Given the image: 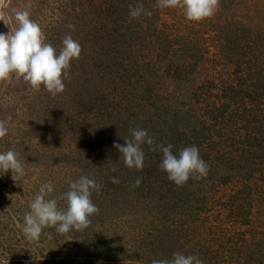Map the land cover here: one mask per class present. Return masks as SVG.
<instances>
[{
	"label": "rangeland",
	"instance_id": "rangeland-1",
	"mask_svg": "<svg viewBox=\"0 0 264 264\" xmlns=\"http://www.w3.org/2000/svg\"><path fill=\"white\" fill-rule=\"evenodd\" d=\"M139 3L0 0V32L15 31V13L28 11L57 53L65 35L82 46L79 59L70 61L67 77H62V93L52 95L43 85L35 90L16 73L0 81V121L8 128L0 152L15 151L24 166L15 180L11 170L0 173V264H151L153 259L170 260L176 252L198 254L202 264H264V172L232 169L214 155L206 160L207 145L201 148L194 136L188 141L183 135L194 125L195 132L200 130L204 107L225 99L224 87L236 82L234 65L199 60L191 74L174 82L166 72L175 59L159 52L155 28L140 23L145 15H129L130 6ZM250 9L243 15L254 16ZM210 48V58L218 55ZM190 104L197 108L193 114ZM228 105L229 113L244 110ZM226 126V142L244 133L238 125ZM135 127L150 136L164 131L173 154L196 145L209 165L208 175L177 186L159 167L162 152L147 143L142 145L143 169L128 168L114 143L132 139L129 128ZM202 135L211 138L208 132ZM154 141L157 145L159 140ZM224 148L229 156L238 154L229 144ZM81 176L101 186L91 196L99 213L90 217V226L66 234L45 227L39 239H29L23 217L40 186L51 182L54 191L47 198L66 209L61 197ZM113 176L119 183L111 182ZM138 177L142 182L134 187Z\"/></svg>",
	"mask_w": 264,
	"mask_h": 264
},
{
	"label": "clouds",
	"instance_id": "clouds-1",
	"mask_svg": "<svg viewBox=\"0 0 264 264\" xmlns=\"http://www.w3.org/2000/svg\"><path fill=\"white\" fill-rule=\"evenodd\" d=\"M158 6L182 8L188 20L200 21L215 14L219 0H158ZM141 14L148 17L152 15L150 11L145 10L142 3L130 6L129 15L132 18H138ZM15 19V31L7 34L0 32V81L8 79L11 73H16L35 90H39L43 85L52 95L62 93L65 89L62 77H67L70 61L79 59L82 46L71 35H65L62 38L63 46L57 53L50 43H45L41 27L30 19L28 11L16 12ZM67 27L73 29L74 25L69 24ZM129 132L132 139L124 138V145L114 143L128 168L143 169L145 153L142 145L147 143L152 151L162 152L159 167L177 186H183L189 178L202 179L208 175L209 165L200 157L196 145L185 147L178 154H173L171 143L167 146L156 145L147 130L135 127L129 128ZM7 133L5 122L0 121V139ZM9 170L12 171L14 180L24 174L19 154L11 149L0 152V173H7ZM112 171H116L115 167ZM111 182L119 183L118 177H111ZM141 182L142 178L138 177L133 186L137 187ZM100 187L94 179L81 176L79 180L71 182L69 190L63 193L61 199L66 201L67 207L61 209L58 208L57 199L47 198L54 191V185L51 182L42 184L35 198L29 203L30 211L24 214V234L29 239L36 240L45 227H55L60 234L88 228L91 224L90 217L99 213V208L92 202L91 196L93 191L98 192ZM151 264H202V261L198 254L186 256L176 252L170 260L153 259Z\"/></svg>",
	"mask_w": 264,
	"mask_h": 264
},
{
	"label": "trees",
	"instance_id": "trees-1",
	"mask_svg": "<svg viewBox=\"0 0 264 264\" xmlns=\"http://www.w3.org/2000/svg\"><path fill=\"white\" fill-rule=\"evenodd\" d=\"M140 3L144 5L145 10L152 13L150 17L145 15V18L140 19V23L146 21L155 28V35L160 44L159 52L169 57L168 59H175V63L167 64L166 72L174 82H179L183 76L191 74L199 60L212 59L213 62L216 61V65H219V61L231 62L234 65L235 86L223 85L225 99L219 105L210 104L204 107L200 114V130L198 128L195 132V125L186 130L188 133L181 130L184 132V138L190 141L194 136V144L201 148L207 145V148L203 149L211 154L202 155L206 160L208 156L214 155L232 169L238 168L249 173L264 172V0H219L215 14L202 19L206 24H200L199 21H189L191 24H186L181 16L184 15V9L160 8L158 0H140ZM250 6L255 15L248 18L243 12L250 9ZM233 23L238 24L233 30L235 32L230 29L233 28ZM210 30H215L216 34L212 35L208 32ZM210 38L213 39V44L209 43ZM148 44L154 45L152 42ZM210 45L218 52V55L212 58L209 54ZM187 61L189 63L185 64ZM211 84L215 83L212 81ZM147 87L152 90L150 84ZM194 91L196 93L198 87L194 88ZM216 97L222 99V96ZM230 102L242 106L244 110L241 109L240 113H229ZM192 108L197 109L195 104H190L188 110L191 113ZM226 125L228 128L238 125L240 131H244L236 137H229L232 144L226 142L227 132L229 133L224 130ZM203 132H208L211 138L204 135L200 137ZM152 137L159 140L157 145L169 144V141L165 140L168 135L164 131L160 136L156 134ZM226 144L230 145V150L238 151V154H225Z\"/></svg>",
	"mask_w": 264,
	"mask_h": 264
}]
</instances>
